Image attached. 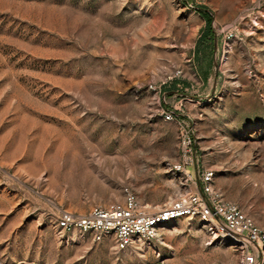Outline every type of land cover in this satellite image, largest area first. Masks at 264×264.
Instances as JSON below:
<instances>
[{
	"label": "rangeland",
	"instance_id": "obj_1",
	"mask_svg": "<svg viewBox=\"0 0 264 264\" xmlns=\"http://www.w3.org/2000/svg\"><path fill=\"white\" fill-rule=\"evenodd\" d=\"M189 156L186 184L174 166ZM203 168L264 228V0H0L6 261L240 264L229 234L195 220L124 251L57 228L61 209L84 214L126 188L157 211L199 191Z\"/></svg>",
	"mask_w": 264,
	"mask_h": 264
},
{
	"label": "built area",
	"instance_id": "obj_2",
	"mask_svg": "<svg viewBox=\"0 0 264 264\" xmlns=\"http://www.w3.org/2000/svg\"><path fill=\"white\" fill-rule=\"evenodd\" d=\"M162 115L166 121L177 120L173 110L166 109ZM181 144L183 153L189 154L192 139L183 136ZM191 160L190 156L186 157L182 163L174 166L176 171L186 176V184L194 182L187 169ZM214 179L213 169H198L195 183L199 185V191L181 194L154 212L143 206L136 194L126 188L123 201L96 205L84 214L61 209L56 220L57 228L63 232L79 230L92 235L97 242L111 237L116 249L124 251L137 242L159 239L165 227L179 219L195 220L202 229L215 236L225 237L226 233L229 234L240 250V264H263L264 228L247 215L239 204L225 200L215 189ZM0 264L30 263H10L0 255ZM155 264L165 263L160 261Z\"/></svg>",
	"mask_w": 264,
	"mask_h": 264
},
{
	"label": "trees",
	"instance_id": "obj_3",
	"mask_svg": "<svg viewBox=\"0 0 264 264\" xmlns=\"http://www.w3.org/2000/svg\"><path fill=\"white\" fill-rule=\"evenodd\" d=\"M205 18L207 20V29L205 31V37L212 35L213 29H212V19L211 17L205 13Z\"/></svg>",
	"mask_w": 264,
	"mask_h": 264
},
{
	"label": "bare ground",
	"instance_id": "obj_4",
	"mask_svg": "<svg viewBox=\"0 0 264 264\" xmlns=\"http://www.w3.org/2000/svg\"><path fill=\"white\" fill-rule=\"evenodd\" d=\"M235 238V237H234Z\"/></svg>",
	"mask_w": 264,
	"mask_h": 264
}]
</instances>
